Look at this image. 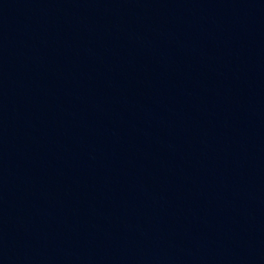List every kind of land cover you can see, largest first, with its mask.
<instances>
[{
	"label": "water",
	"instance_id": "95a60500",
	"mask_svg": "<svg viewBox=\"0 0 264 264\" xmlns=\"http://www.w3.org/2000/svg\"><path fill=\"white\" fill-rule=\"evenodd\" d=\"M0 264H264V0H0Z\"/></svg>",
	"mask_w": 264,
	"mask_h": 264
}]
</instances>
